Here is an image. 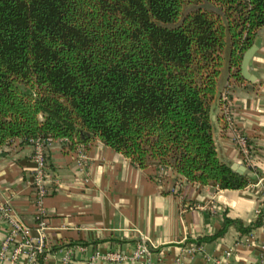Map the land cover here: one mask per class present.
<instances>
[{
  "label": "trees",
  "instance_id": "obj_1",
  "mask_svg": "<svg viewBox=\"0 0 264 264\" xmlns=\"http://www.w3.org/2000/svg\"><path fill=\"white\" fill-rule=\"evenodd\" d=\"M262 25L264 0H0V147L97 138L139 167L240 188L210 104L224 57L238 76Z\"/></svg>",
  "mask_w": 264,
  "mask_h": 264
},
{
  "label": "crops",
  "instance_id": "obj_2",
  "mask_svg": "<svg viewBox=\"0 0 264 264\" xmlns=\"http://www.w3.org/2000/svg\"><path fill=\"white\" fill-rule=\"evenodd\" d=\"M253 43L247 64L252 80L231 74L224 57L210 104L217 156L229 166H245L247 183L216 189L167 166L139 167L97 138L83 145L79 156L74 145L51 141L43 149L51 186L41 198L39 264H60L67 250L71 264H253L264 245L254 211L264 186V25ZM223 91L229 95L231 125L223 116ZM235 131L244 135L246 151L236 143ZM34 167L28 141L13 137L0 147V200L31 238L38 224L30 189ZM225 218L233 221L223 227ZM5 230L0 224V239ZM139 242L147 251L133 256ZM113 251L122 257L108 255Z\"/></svg>",
  "mask_w": 264,
  "mask_h": 264
},
{
  "label": "built area",
  "instance_id": "obj_3",
  "mask_svg": "<svg viewBox=\"0 0 264 264\" xmlns=\"http://www.w3.org/2000/svg\"><path fill=\"white\" fill-rule=\"evenodd\" d=\"M222 102L223 116L229 125H231V118L229 115V95L227 91H223L220 96ZM234 137L236 143L246 151V139L243 134L235 131ZM20 138V137H19ZM21 139V138H20ZM32 145V159L35 162V167L31 172L30 189L32 193V201L35 206V218L38 219L37 236L31 238L29 236V229L25 226L19 217L7 205V201L0 200V224L5 226V233L0 239V263L1 264H39V254L44 247L43 238V207L41 206V198L46 194L51 186V178L46 170V161L43 153L44 146L51 141H57L61 146H67L69 140L66 137H34L28 138ZM77 156L80 155L83 145L81 143L74 144ZM247 166L251 165L249 158H245ZM262 204L255 208V216L259 221L260 226L264 229V186L261 187ZM147 251L145 244L139 242L134 251L133 256ZM226 254L229 251H225ZM69 252H62L60 264H71L69 259ZM112 258L118 259L122 257L119 252H110ZM25 257V262H19L20 257ZM253 264H264V245L260 246L257 259Z\"/></svg>",
  "mask_w": 264,
  "mask_h": 264
},
{
  "label": "water",
  "instance_id": "obj_4",
  "mask_svg": "<svg viewBox=\"0 0 264 264\" xmlns=\"http://www.w3.org/2000/svg\"><path fill=\"white\" fill-rule=\"evenodd\" d=\"M255 50V44L252 42L241 54V59L239 63V72L247 80H252L248 72V60ZM230 167L238 173L247 174V169L243 165L231 164Z\"/></svg>",
  "mask_w": 264,
  "mask_h": 264
}]
</instances>
